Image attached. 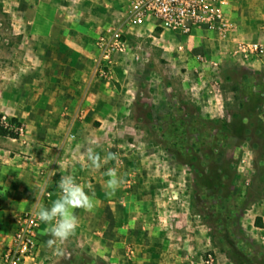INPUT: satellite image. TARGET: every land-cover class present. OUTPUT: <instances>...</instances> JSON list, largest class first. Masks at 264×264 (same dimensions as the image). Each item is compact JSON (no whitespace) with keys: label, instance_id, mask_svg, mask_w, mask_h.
I'll return each instance as SVG.
<instances>
[{"label":"crops","instance_id":"obj_1","mask_svg":"<svg viewBox=\"0 0 264 264\" xmlns=\"http://www.w3.org/2000/svg\"><path fill=\"white\" fill-rule=\"evenodd\" d=\"M12 1L11 29L18 48L9 69L0 72L8 88L0 87V114L16 118L25 131L18 139L4 138L0 143V264H5L3 254L22 216L50 208L60 194L63 175H72L95 199L92 210H74L79 224L60 245L63 255L75 241L112 264H203L198 256L210 246L208 231L192 222L194 216L190 227L179 228L190 213L173 214L167 207H157L159 198L145 191L147 172L141 155L147 150L126 141L134 132L125 124L135 118L139 105L141 73L134 51L140 41L130 37V50L117 56L109 80L96 75L95 42L122 0ZM226 11L235 24L229 37L196 31L187 39L214 50H235L239 42L264 44V0H230ZM147 29L152 33L153 23H145L136 33ZM89 148L101 158L116 153L119 160L93 169L87 159ZM110 168L123 179L114 193L105 188ZM46 228L41 221L35 264H63V255L47 246L51 237L44 234ZM261 231L264 234V228ZM185 235L191 243L185 242ZM218 259L223 264V256Z\"/></svg>","mask_w":264,"mask_h":264},{"label":"rangeland","instance_id":"obj_2","mask_svg":"<svg viewBox=\"0 0 264 264\" xmlns=\"http://www.w3.org/2000/svg\"><path fill=\"white\" fill-rule=\"evenodd\" d=\"M130 1H121L105 27L123 19ZM12 2L0 0V72L9 69L18 48L11 29ZM139 35H130L140 41L135 46H143L139 58L134 57L141 73L139 105L125 126L134 132L126 141L147 150L141 155L146 194L159 198L157 207L173 214L190 213L188 220L194 216L192 222L208 231L210 246L198 256L205 264H220L218 255L223 264H264V56L239 58L234 48L214 50L207 43L168 33L161 37L148 29ZM3 81L2 91L8 89ZM4 138L11 137L0 136V143ZM237 218L247 237L242 242L247 246L244 257L235 256L227 239L219 237L223 227L237 237ZM257 218H262L263 227L256 225ZM190 221L178 227L186 229ZM188 238L184 236L186 243ZM62 262L112 264L75 241Z\"/></svg>","mask_w":264,"mask_h":264},{"label":"built area","instance_id":"obj_3","mask_svg":"<svg viewBox=\"0 0 264 264\" xmlns=\"http://www.w3.org/2000/svg\"><path fill=\"white\" fill-rule=\"evenodd\" d=\"M229 5L230 0H131L123 19L109 26L95 42L99 54L96 75L102 80L110 79L117 56L130 50V35L145 23H153L152 33L159 32L161 37L168 33L172 37L189 38L196 31H203L226 39L235 30V24L226 11ZM142 50L141 44L135 46L136 59ZM235 53L245 58H260L264 56V44L239 42ZM199 59L204 61L202 57ZM213 67V72L218 70L217 64ZM10 119L4 115L0 123L20 138L24 134V126L12 123ZM40 225L35 213L27 212L22 216L11 245L3 254L5 264L36 263Z\"/></svg>","mask_w":264,"mask_h":264},{"label":"clouds","instance_id":"obj_4","mask_svg":"<svg viewBox=\"0 0 264 264\" xmlns=\"http://www.w3.org/2000/svg\"><path fill=\"white\" fill-rule=\"evenodd\" d=\"M87 159L93 169H99L104 163L112 160H119L118 154L107 152L103 158L92 148L87 150ZM108 180L105 188L110 193L123 183L114 168H110L105 173ZM58 187L61 190L50 208L41 207L37 213L38 218L47 225L44 234L51 238L47 241V246L54 250L56 254L63 255L60 245L75 234L79 224V218L74 210L77 208L90 211L95 206L94 195H89L84 188L78 184L72 175L61 176Z\"/></svg>","mask_w":264,"mask_h":264},{"label":"trees","instance_id":"obj_5","mask_svg":"<svg viewBox=\"0 0 264 264\" xmlns=\"http://www.w3.org/2000/svg\"><path fill=\"white\" fill-rule=\"evenodd\" d=\"M2 116H0V119H1ZM12 123H16L18 124V120L16 118H11L10 119ZM0 136L2 137H11V138H14V139H18V135L14 134L13 132H9L8 130H6L0 123ZM220 186V184H219ZM227 220V223L228 221H231L230 218H226ZM256 225L258 227H263V220L262 218H257L256 220ZM222 232V234H219L220 238H226L227 239V242L229 243L230 245V251L233 250L232 252H234L235 256L237 257H244L245 254H246V250H247V246L244 245L242 242L244 241L245 238H247L242 232V229H241V223H240V219L237 218V232L239 234H237V237L236 235H234V233L232 232L231 229H229L228 227H223V228H220V230ZM211 237L213 239H216L217 235L212 232L211 233ZM225 253H227L231 259L236 263V258L233 257L231 254H230V251L228 252L227 250L224 249V247L222 248ZM235 259V260H234Z\"/></svg>","mask_w":264,"mask_h":264}]
</instances>
